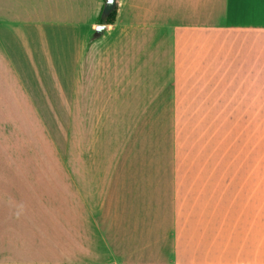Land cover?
Wrapping results in <instances>:
<instances>
[{
  "label": "crops",
  "instance_id": "obj_1",
  "mask_svg": "<svg viewBox=\"0 0 264 264\" xmlns=\"http://www.w3.org/2000/svg\"><path fill=\"white\" fill-rule=\"evenodd\" d=\"M104 3L0 0V264H264V0H119L96 34ZM68 60L62 161L24 178L20 74Z\"/></svg>",
  "mask_w": 264,
  "mask_h": 264
},
{
  "label": "rangeland",
  "instance_id": "obj_2",
  "mask_svg": "<svg viewBox=\"0 0 264 264\" xmlns=\"http://www.w3.org/2000/svg\"><path fill=\"white\" fill-rule=\"evenodd\" d=\"M97 31L98 28L96 29V34ZM96 34H94V37ZM67 64L68 72L65 73L35 72L31 69L20 74L24 79L27 92H25V95L21 93L20 110L15 104L12 106L16 111L14 116L16 121L19 122L18 126L20 128L16 127V133L11 136V141L14 146L16 140L20 141L22 145L18 159L23 163L22 172L24 178L28 177L30 179L41 176L40 171L42 172L43 170L40 168L46 162H51L58 166L57 164L62 161L58 149H64L66 141L62 136L61 124L68 131L71 128L69 120V60ZM25 67L27 69L31 68L27 64H25ZM60 83L65 85L63 94L58 89ZM17 116H19V120H17ZM255 124V161L257 166L259 156V122L257 114ZM68 140L70 143V138ZM17 145L20 146L19 144ZM26 180L28 179L23 181L25 182Z\"/></svg>",
  "mask_w": 264,
  "mask_h": 264
},
{
  "label": "water",
  "instance_id": "obj_3",
  "mask_svg": "<svg viewBox=\"0 0 264 264\" xmlns=\"http://www.w3.org/2000/svg\"><path fill=\"white\" fill-rule=\"evenodd\" d=\"M119 0H105L104 8H103V16H109L113 10L116 9ZM104 30V25H100L98 27V32H102Z\"/></svg>",
  "mask_w": 264,
  "mask_h": 264
},
{
  "label": "trees",
  "instance_id": "obj_4",
  "mask_svg": "<svg viewBox=\"0 0 264 264\" xmlns=\"http://www.w3.org/2000/svg\"><path fill=\"white\" fill-rule=\"evenodd\" d=\"M116 18H117V7L107 17H104L103 16V9H102V12H101V14L99 16V24H101V25H111V24H114V22L116 21Z\"/></svg>",
  "mask_w": 264,
  "mask_h": 264
}]
</instances>
